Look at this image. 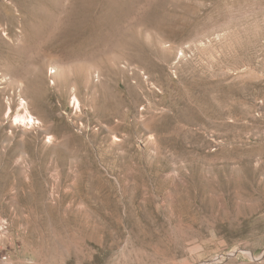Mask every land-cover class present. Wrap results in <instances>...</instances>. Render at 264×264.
Returning a JSON list of instances; mask_svg holds the SVG:
<instances>
[{
    "label": "rangeland",
    "instance_id": "obj_1",
    "mask_svg": "<svg viewBox=\"0 0 264 264\" xmlns=\"http://www.w3.org/2000/svg\"><path fill=\"white\" fill-rule=\"evenodd\" d=\"M0 264H264V0H0Z\"/></svg>",
    "mask_w": 264,
    "mask_h": 264
}]
</instances>
